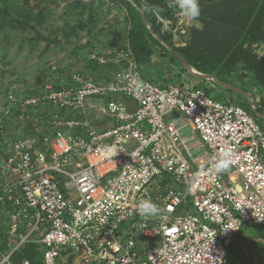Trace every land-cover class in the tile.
<instances>
[{
    "label": "built area",
    "instance_id": "2783aa9c",
    "mask_svg": "<svg viewBox=\"0 0 264 264\" xmlns=\"http://www.w3.org/2000/svg\"><path fill=\"white\" fill-rule=\"evenodd\" d=\"M153 16L185 33L180 13ZM88 61L100 70L51 63L34 93L11 84L1 103L0 264L26 243L43 264H227L241 228L264 225L262 127L203 88L145 79L128 43ZM224 152L230 168L210 173ZM145 198L162 213L138 216Z\"/></svg>",
    "mask_w": 264,
    "mask_h": 264
},
{
    "label": "trees",
    "instance_id": "16d2710c",
    "mask_svg": "<svg viewBox=\"0 0 264 264\" xmlns=\"http://www.w3.org/2000/svg\"><path fill=\"white\" fill-rule=\"evenodd\" d=\"M27 1L24 2L27 3ZM105 1L111 2L124 12L127 27L124 34V43L121 47H125L127 43L129 44L141 68L151 67V58L156 52L164 58L167 57L172 64H180L176 57L150 33L142 18L143 14L150 21L153 33L165 44L171 46L197 71L229 84H231L229 82L231 77H234L233 79L251 77L250 84H244L241 89L247 90V92H250L252 88L256 89L257 101L254 100V104L257 111L264 116V58L258 59L251 49L254 43H264V0H199L201 15L197 20L203 23V27L202 29H194L191 33L190 43L181 46L174 44L170 34L161 32L160 26L156 24L150 10H144L146 6L149 9L152 6H157L160 12L168 11L166 16L172 17L179 9L170 8L168 6L169 0H92L91 5H94V9L89 6L86 22L80 21L77 27L84 28L85 25H88L87 27L92 32L97 19L95 9L101 7ZM16 2L17 0H0V30H14L17 27L22 31L27 28L36 30V26H40L43 20L41 14L31 15L22 6L17 5ZM94 2H97V4ZM75 4L74 8L76 10L74 9V12L77 13L78 7L85 9L80 6L79 2ZM31 22H35L36 25L34 26ZM38 38L45 40V50L53 42L50 37L38 36ZM30 40H35V37ZM64 40L69 41V33L64 35ZM109 46L111 47L109 43L105 44L106 48ZM81 48L83 51L87 49L88 53H104L106 51L99 50L91 44L82 45ZM84 58L86 59L87 56H84ZM238 67H240V73L236 71ZM62 68L70 70L68 67ZM48 69L49 65L47 64L46 68H40L38 71L36 75L38 85H40L41 79ZM86 69L97 71L100 70V67L95 63L88 62ZM181 71L183 72L185 69L182 67ZM178 75L180 74L178 73ZM161 77L167 78L165 73ZM168 85L171 84H161L162 87ZM9 86L10 83L5 87L4 98ZM204 90L208 94V91ZM29 93H34V88L29 90ZM223 102L230 101L223 100ZM243 108L252 117L257 118L256 122L260 125L259 120L261 118L256 116L248 105ZM2 237L3 235L0 234V239ZM23 259H27L30 264H43L39 245L26 243L10 256L12 264H20ZM70 263L71 256H68L65 263L58 264Z\"/></svg>",
    "mask_w": 264,
    "mask_h": 264
},
{
    "label": "rangeland",
    "instance_id": "374dc122",
    "mask_svg": "<svg viewBox=\"0 0 264 264\" xmlns=\"http://www.w3.org/2000/svg\"><path fill=\"white\" fill-rule=\"evenodd\" d=\"M17 0V5L22 6L25 11L35 15L40 13L43 17L40 26H36V30L27 28L22 31L18 27L14 30H0V107L4 99L5 87L10 83L19 85L22 89H33L38 86L36 75L40 68H46L47 64L54 63L60 67H68L69 69L84 70L88 67V50H82V45H93L97 49L111 50L113 47L122 48L124 34L127 27L126 17L121 9H118L114 4L105 1L97 11L96 26L91 30L85 25L84 28L77 27L80 21L86 22L88 17L89 6L93 8L92 0ZM79 2L77 13L75 3ZM97 4V2H94ZM81 12L82 14H80ZM180 13V11H176ZM174 15L171 17L174 19ZM185 19V18H184ZM35 26V22H31ZM30 23V24H31ZM185 33L170 34L173 42L177 46L189 44L191 41V33L194 29H202L203 23L199 20L188 21L184 20ZM69 33V41L64 40V35ZM38 36L44 38L50 37L53 42L47 50H45V40L39 39ZM35 40L31 41V38ZM111 47H105V44ZM253 53L258 59L264 58V43H254L251 46ZM84 56H87L85 59ZM180 63V62H179ZM151 67H143L142 76L151 82L158 84H196L200 88L206 89L211 98L218 100H227L241 107L248 105L246 97L229 91L215 83L202 80L201 78L190 74L189 72L181 71L182 65L171 61L164 56H160L157 52L151 58ZM193 68V67H192ZM196 70V69H195ZM166 74L167 78L161 77ZM240 73V67L236 70ZM178 73L180 75H178ZM229 82L239 88L244 84H250V78L233 79ZM191 82V83H190ZM256 91L251 89L253 100ZM257 101V99L255 100ZM255 103V102H254ZM249 107V106H248ZM251 110V109H250ZM169 115L165 118H170ZM179 117L186 122L185 117ZM254 120L257 118L253 117ZM190 123V122H189ZM259 123L264 132V120H259ZM199 165V164H198ZM151 243V240H146ZM147 247V246H146ZM2 257L0 255V262Z\"/></svg>",
    "mask_w": 264,
    "mask_h": 264
},
{
    "label": "crops",
    "instance_id": "0c3cea01",
    "mask_svg": "<svg viewBox=\"0 0 264 264\" xmlns=\"http://www.w3.org/2000/svg\"><path fill=\"white\" fill-rule=\"evenodd\" d=\"M191 85L199 87L193 83ZM239 89H241V86ZM251 96L253 100V95ZM256 99L257 96L254 100ZM173 117L183 125V135H197L193 132L192 125L189 122H184L179 115H173ZM226 255L227 264H264V225L243 226L235 235Z\"/></svg>",
    "mask_w": 264,
    "mask_h": 264
},
{
    "label": "clouds",
    "instance_id": "9594fccd",
    "mask_svg": "<svg viewBox=\"0 0 264 264\" xmlns=\"http://www.w3.org/2000/svg\"><path fill=\"white\" fill-rule=\"evenodd\" d=\"M168 6L170 8H178L180 15L188 21H195L201 15V8L199 0H169ZM145 11H151L158 18L160 17V9L157 6H152L150 9L146 6ZM138 78L131 81L129 87L130 89H137L142 87V83H138ZM232 164L231 156L228 152L220 154L219 159L212 165L208 170L210 173L214 172L216 174L226 172ZM163 209H161L156 203H154L150 198H145L137 202L135 212L138 216L142 218L154 217L160 215Z\"/></svg>",
    "mask_w": 264,
    "mask_h": 264
},
{
    "label": "water",
    "instance_id": "95a60500",
    "mask_svg": "<svg viewBox=\"0 0 264 264\" xmlns=\"http://www.w3.org/2000/svg\"><path fill=\"white\" fill-rule=\"evenodd\" d=\"M163 15H167L168 14V11H164V12H161ZM142 18L145 22V25L147 26V28L149 29L150 33L160 41L161 44H163L175 57L176 59L180 62V64L182 65V67L187 71L189 72L190 74H193L199 78H201L202 80H205V81H209L211 83H215L216 85H219L229 91H232V92H235L237 94H240V95H243L244 97H246L247 99V102H248V106L249 108L251 109V111L256 115L258 116L259 118L263 119L264 120V116L262 114H260L256 107H255V104L252 100V96H251V93L250 92H247V91H244L242 89H239L235 86H233L232 84H229V83H226V82H223V81H219L217 78L213 77V76H209V75H206L204 73H201L197 70H195L194 68H192L189 63L179 54L177 53L171 46L165 44L163 42V40L159 39V37L153 33L152 31V27H151V23L149 20L146 19V17L142 14Z\"/></svg>",
    "mask_w": 264,
    "mask_h": 264
}]
</instances>
